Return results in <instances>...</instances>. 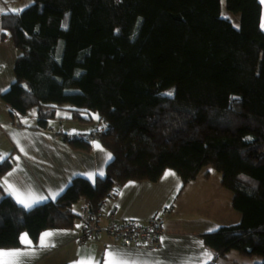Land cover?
I'll return each mask as SVG.
<instances>
[{
	"label": "trees",
	"instance_id": "trees-1",
	"mask_svg": "<svg viewBox=\"0 0 264 264\" xmlns=\"http://www.w3.org/2000/svg\"><path fill=\"white\" fill-rule=\"evenodd\" d=\"M222 8V0H34L0 13V42L20 51L2 94L13 122L34 107L38 129L65 106L70 120L95 124L97 114L89 137L68 141L89 152L98 139L113 155L103 176L75 177L35 207L3 193L0 248L21 247L23 233L37 243L47 229L72 228L77 203L96 210L130 181L173 169L188 184L213 166L242 217L202 235L214 252L207 264L232 250L264 264L263 6L227 0L239 26ZM14 164L13 153L0 159V178Z\"/></svg>",
	"mask_w": 264,
	"mask_h": 264
},
{
	"label": "crops",
	"instance_id": "crops-1",
	"mask_svg": "<svg viewBox=\"0 0 264 264\" xmlns=\"http://www.w3.org/2000/svg\"><path fill=\"white\" fill-rule=\"evenodd\" d=\"M260 1L263 6L264 27V0ZM12 42L9 38L0 42V66L3 67L0 71V159L13 153L15 164L0 178V197L2 192L10 193L17 199V195L3 183L7 180L8 184L14 186L20 193L35 196L38 200L32 206L35 207L57 199L75 177L95 180L101 176V172L104 175L113 155L98 139H93V148L89 152L73 148L61 131L64 134L89 135L95 129L94 127L84 129L81 127L82 123L67 119L68 117H63L60 123L51 121L45 129L34 128L35 122L31 124L21 122V125H18L11 121L10 111L2 100V94L15 80V73L12 72L14 60L11 59L16 58L18 51ZM65 118L67 120H64ZM108 154H111V159L108 158ZM202 174L196 180L208 182L211 179V173ZM221 185L223 186L222 181ZM189 186L191 185L183 183L175 170L167 169L158 181L128 182L110 202L116 209L115 217L119 222L132 219L147 224L153 216L161 213L163 208L170 207L168 213L164 215V233L154 248H147L142 244L116 242L107 233L81 243L79 237L82 235L84 222L79 218L72 228L43 231L40 237L44 233H53L47 238L49 244L47 247L40 246V237L35 243L28 233H23L22 236L27 234L32 241V248H26L21 243L22 246L19 248L0 250L28 251L30 254L24 258V264H76L77 261L87 258H94L96 264H105L109 251L138 264H207L213 260L214 252L206 246L202 235L213 232L225 224L215 219L217 215L215 212L219 209L207 211L201 206L192 216L177 215L184 205L181 197L186 192L185 187ZM82 204L79 206V212L84 205ZM209 215H214V218ZM252 259L254 261L252 264L261 261V258L255 256Z\"/></svg>",
	"mask_w": 264,
	"mask_h": 264
},
{
	"label": "rangeland",
	"instance_id": "rangeland-1",
	"mask_svg": "<svg viewBox=\"0 0 264 264\" xmlns=\"http://www.w3.org/2000/svg\"><path fill=\"white\" fill-rule=\"evenodd\" d=\"M34 0H0V13L5 12H18L24 10L26 7H28L30 4H32ZM223 4V14L225 16L231 17L234 24L236 26L240 25V15L230 12L227 9V0H222ZM68 23V17L64 20V25L66 26ZM11 43V41H10ZM13 43V42H12ZM14 49V48H13ZM17 54L16 58L18 57L20 51L17 48ZM16 58L14 57L11 59L13 62L12 65V72L15 73V63ZM4 66V65H3ZM3 67L0 66V71ZM8 69V68H7ZM9 70V69H8ZM71 111H69L68 106L65 109L61 108L59 111L60 117H69L68 114H70ZM10 113V112H9ZM37 107L32 108L28 114L21 115V117H18L17 122H23L25 124H31L32 122L37 123ZM95 117V124L87 123V122H80L81 127L84 129H90L94 127L96 124H100L99 122V116L97 114L94 115ZM12 121V118H10ZM62 118L53 119L52 123H60ZM64 120H67L66 118ZM78 121V120H74ZM13 122V121H12ZM79 124V123H78ZM90 125V126H89ZM3 158V157H2ZM209 172L212 174L211 179L208 182H202L201 180H193L189 182L191 186L189 188H186L185 194L181 197V202L184 203V205L181 207L180 212L177 215H189L192 216L195 214L196 210H199V207H204L203 209L207 211H214L216 209H219V211L215 212L217 215L215 216V219L218 221H223L224 224H230V223H236L240 221L242 214L236 210L232 206V191L226 189L224 186L221 185L222 181V173L218 172L216 168L213 166H206L201 172L206 173ZM193 184H195L193 186ZM225 189V190H222ZM1 191V190H0ZM230 193V194H229ZM2 192L1 197L2 198ZM231 195V196H230ZM75 208L79 209V203L75 205ZM81 211V210H80ZM213 217L214 215H209V217ZM209 248V247H208ZM210 249V248H209ZM212 251V249H210ZM227 259L223 258L219 260V264H252L254 261L252 259L253 256L250 255H244L241 254L238 250H232L228 253ZM260 258V257H256Z\"/></svg>",
	"mask_w": 264,
	"mask_h": 264
},
{
	"label": "built area",
	"instance_id": "built-area-1",
	"mask_svg": "<svg viewBox=\"0 0 264 264\" xmlns=\"http://www.w3.org/2000/svg\"><path fill=\"white\" fill-rule=\"evenodd\" d=\"M67 139L87 138L90 134L72 133L64 134ZM170 207L162 209L161 213L153 216L147 224L129 219L124 222L116 220V209L109 201L103 200L97 209H92L89 204L81 208V219L84 222V229L79 241L83 243L89 239H96L103 233L112 236L116 242L142 244L147 248H154L159 244L164 233V215Z\"/></svg>",
	"mask_w": 264,
	"mask_h": 264
},
{
	"label": "snow or ice",
	"instance_id": "snow-or-ice-1",
	"mask_svg": "<svg viewBox=\"0 0 264 264\" xmlns=\"http://www.w3.org/2000/svg\"><path fill=\"white\" fill-rule=\"evenodd\" d=\"M99 148L100 146L97 145ZM23 150V149H21ZM108 158L111 159V154H108ZM94 176V174H92ZM102 176L103 173L101 172ZM5 185H7L8 189L17 195L18 202L24 205L26 208H31L33 204L37 203L38 200L35 196L31 194H23L20 193L19 190L15 189L14 186L8 184L7 180L3 181ZM53 233H44L40 237V246L47 247L49 246L47 242V238L52 236ZM20 241L22 244L26 246V248H32V241L27 237V234L20 237ZM30 253L28 251L22 250H0V264H24V258L28 256ZM210 255V254H208ZM107 259L105 264H138L136 261H130L120 254H114L109 251L107 254ZM76 264H96L94 258H87L77 261Z\"/></svg>",
	"mask_w": 264,
	"mask_h": 264
}]
</instances>
